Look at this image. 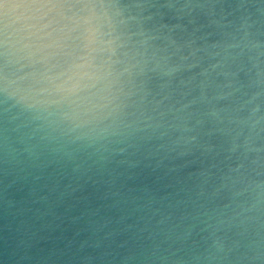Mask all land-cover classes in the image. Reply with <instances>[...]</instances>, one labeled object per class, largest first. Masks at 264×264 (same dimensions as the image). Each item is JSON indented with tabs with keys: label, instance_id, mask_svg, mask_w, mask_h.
Wrapping results in <instances>:
<instances>
[{
	"label": "water",
	"instance_id": "obj_1",
	"mask_svg": "<svg viewBox=\"0 0 264 264\" xmlns=\"http://www.w3.org/2000/svg\"><path fill=\"white\" fill-rule=\"evenodd\" d=\"M0 264H264V0H0Z\"/></svg>",
	"mask_w": 264,
	"mask_h": 264
}]
</instances>
